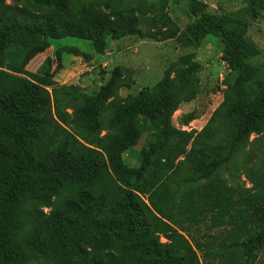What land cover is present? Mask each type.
I'll list each match as a JSON object with an SVG mask.
<instances>
[{"label":"trees","instance_id":"1","mask_svg":"<svg viewBox=\"0 0 264 264\" xmlns=\"http://www.w3.org/2000/svg\"><path fill=\"white\" fill-rule=\"evenodd\" d=\"M187 1L186 47L216 37L228 69L221 103L189 131L172 117L200 91L190 52L125 96L135 80L121 65L92 94L54 80L63 54L90 60L128 36L174 39L180 27L158 5L0 0V264H255L264 249V68L249 62L259 51L244 20ZM244 1L252 19L264 10V0ZM68 37L87 41L91 55L57 42ZM40 55L57 67L37 74ZM195 119L188 112L180 124ZM139 122L159 136L132 166ZM242 151L248 186L221 174Z\"/></svg>","mask_w":264,"mask_h":264},{"label":"rangeland","instance_id":"2","mask_svg":"<svg viewBox=\"0 0 264 264\" xmlns=\"http://www.w3.org/2000/svg\"><path fill=\"white\" fill-rule=\"evenodd\" d=\"M145 1L147 8L158 5L156 9L160 18H167L175 22L180 27L178 35L169 41L157 42L150 39H139L135 36H128L124 39L112 41L109 44L110 48H114L113 52H106L103 55L92 54L90 60H86L83 56L74 57L73 55L63 54L59 69L56 71L54 80L58 84L65 82L66 85H78L85 93L92 94L98 89L99 84L103 82L104 78L108 77L111 68L121 65L133 70L134 84L130 88L122 87L120 89L121 96L128 93H135L137 90L144 87H152L157 83L165 69L175 63L178 58L185 53H192L194 61L200 65V91L194 100L184 102L172 117V124L182 130H200L209 120L210 116L221 103L223 98V90L225 88L224 79L228 73L226 64L221 59V46L219 39L213 36H207L200 45L195 47H186L187 34L184 28L187 23L192 21V17L187 13V0H138ZM207 4V10L212 14H231L238 16L247 24L246 37L252 45L258 49L259 54L253 57L249 62L253 65L264 68V10L256 18L252 19L248 11V4L244 0H200ZM155 5V6H156ZM146 10H149L147 9ZM168 17V18H169ZM12 34H20L24 37H34L32 34L24 32H9ZM61 45L79 48L80 51L90 54L92 49L87 41L76 38H63L57 41ZM7 45V44H6ZM5 45V46H6ZM109 48V49H110ZM191 48V49H190ZM51 54V48L45 52L43 56ZM42 57L43 67L37 70V74L44 75L48 70L57 67V60L55 57L49 58V65L47 59ZM22 58L15 59L16 66L22 62ZM41 61V59H39ZM41 61V62H42ZM63 62V63H62ZM106 64V67H103ZM37 62L32 63L28 70H33L37 66ZM106 72L104 75L103 72ZM194 112L196 119L188 126H182L180 119L183 114ZM143 131L137 145L134 146L132 152L126 156V162L129 165H135L136 157L139 150L146 142H153L158 138V128L148 126L139 122L138 124ZM246 151V150H244ZM244 151L239 152L228 168L222 169L221 174L229 181L242 182L248 186L244 175L241 174L240 162L244 158ZM240 175V179L238 176ZM31 264H45L44 262H33ZM255 264H264V249L259 254Z\"/></svg>","mask_w":264,"mask_h":264},{"label":"crops","instance_id":"3","mask_svg":"<svg viewBox=\"0 0 264 264\" xmlns=\"http://www.w3.org/2000/svg\"><path fill=\"white\" fill-rule=\"evenodd\" d=\"M129 1H138V0H129ZM140 1H138L137 2V4L139 3ZM112 43L113 42H111V45H112ZM113 50H114V48H110V49H108L106 52L108 53V52H110V53H112L113 52ZM47 51H49V48L45 51L46 53H47ZM40 57H42L41 55H40ZM74 57H77V56H74ZM63 60V59H62ZM64 61V60H63ZM63 63V62H62ZM103 67H106V64H103ZM62 84H65V82H62Z\"/></svg>","mask_w":264,"mask_h":264},{"label":"clouds","instance_id":"4","mask_svg":"<svg viewBox=\"0 0 264 264\" xmlns=\"http://www.w3.org/2000/svg\"><path fill=\"white\" fill-rule=\"evenodd\" d=\"M186 131H189V130H186Z\"/></svg>","mask_w":264,"mask_h":264}]
</instances>
